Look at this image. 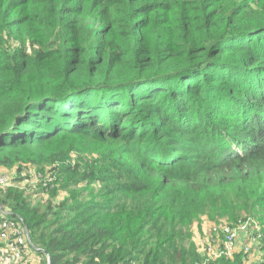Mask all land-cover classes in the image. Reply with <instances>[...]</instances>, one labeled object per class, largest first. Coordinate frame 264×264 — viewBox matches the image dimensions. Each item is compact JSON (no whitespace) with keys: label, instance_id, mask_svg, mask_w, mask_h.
Wrapping results in <instances>:
<instances>
[{"label":"trees","instance_id":"trees-1","mask_svg":"<svg viewBox=\"0 0 264 264\" xmlns=\"http://www.w3.org/2000/svg\"><path fill=\"white\" fill-rule=\"evenodd\" d=\"M26 164L101 185L1 197L31 255L198 264L196 220L264 211V0H0V167Z\"/></svg>","mask_w":264,"mask_h":264},{"label":"rangeland","instance_id":"rangeland-1","mask_svg":"<svg viewBox=\"0 0 264 264\" xmlns=\"http://www.w3.org/2000/svg\"><path fill=\"white\" fill-rule=\"evenodd\" d=\"M11 46L18 45L17 41L8 43ZM91 155L88 154H72L70 162L75 164L80 159H88ZM96 158V156H95ZM54 166V169H53ZM58 165H17L14 168L0 167V171L8 175V183L0 186V198L5 196L8 191L21 195L27 199L32 205L44 208L46 204L51 203L52 206L59 205L63 200L68 198L73 192H81L82 200L92 198L90 193L100 190L101 185L92 183L85 185L80 183L72 185L70 189L62 187L63 178L58 172ZM0 207L2 205L0 204ZM7 210V209H6ZM264 211L261 209L255 210L252 214H243L236 220H229L227 217H220L216 221L211 220L207 216H202L194 222L192 226L191 239L196 245L199 254L200 262L198 264H221L225 260L233 261L235 255L239 254L242 264H260L264 257L262 250L263 234L262 231V216ZM246 228L243 230L235 229L234 244L231 250L224 251L225 243V228H235L240 221H246ZM45 257L38 253L32 254L26 264H45ZM47 263V262H46Z\"/></svg>","mask_w":264,"mask_h":264},{"label":"built area","instance_id":"built-area-1","mask_svg":"<svg viewBox=\"0 0 264 264\" xmlns=\"http://www.w3.org/2000/svg\"><path fill=\"white\" fill-rule=\"evenodd\" d=\"M8 175L0 171V186L8 183ZM0 264H26L34 250H40L32 242L26 225L22 219L10 217V212L0 207ZM247 220L240 221L233 228L226 227L224 251L231 250L234 244L235 229L243 230L246 228ZM46 262L49 258L44 254ZM133 264V263H132Z\"/></svg>","mask_w":264,"mask_h":264},{"label":"water","instance_id":"water-1","mask_svg":"<svg viewBox=\"0 0 264 264\" xmlns=\"http://www.w3.org/2000/svg\"><path fill=\"white\" fill-rule=\"evenodd\" d=\"M47 264H49V258H48V260H47Z\"/></svg>","mask_w":264,"mask_h":264}]
</instances>
